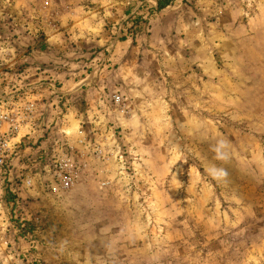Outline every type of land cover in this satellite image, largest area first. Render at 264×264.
Returning a JSON list of instances; mask_svg holds the SVG:
<instances>
[{"label":"rangeland","instance_id":"374dc122","mask_svg":"<svg viewBox=\"0 0 264 264\" xmlns=\"http://www.w3.org/2000/svg\"><path fill=\"white\" fill-rule=\"evenodd\" d=\"M0 264H264V0H0Z\"/></svg>","mask_w":264,"mask_h":264},{"label":"built area","instance_id":"2783aa9c","mask_svg":"<svg viewBox=\"0 0 264 264\" xmlns=\"http://www.w3.org/2000/svg\"><path fill=\"white\" fill-rule=\"evenodd\" d=\"M8 122L7 116L0 112V175L9 166L11 156L16 149L15 141L11 134L5 130L4 125ZM1 221H0V242L6 243V240L2 237L1 232ZM1 258V255H0ZM1 262V259H0Z\"/></svg>","mask_w":264,"mask_h":264},{"label":"trees","instance_id":"16d2710c","mask_svg":"<svg viewBox=\"0 0 264 264\" xmlns=\"http://www.w3.org/2000/svg\"><path fill=\"white\" fill-rule=\"evenodd\" d=\"M156 1H157V7L159 9H163L164 7H166L168 4H170L174 0H156Z\"/></svg>","mask_w":264,"mask_h":264}]
</instances>
